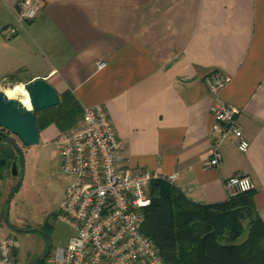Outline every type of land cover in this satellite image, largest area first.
I'll return each mask as SVG.
<instances>
[{
    "label": "crops",
    "instance_id": "0c3cea01",
    "mask_svg": "<svg viewBox=\"0 0 264 264\" xmlns=\"http://www.w3.org/2000/svg\"><path fill=\"white\" fill-rule=\"evenodd\" d=\"M20 1L0 0V86L49 81L68 108L66 132L81 126L87 106L103 104L126 163L176 175L172 183L198 203L225 202V181L249 176L264 223V0H43L31 21H20ZM10 26L19 32L4 40ZM214 72L227 78L216 96L207 83ZM217 99L241 110L250 146L223 140L220 165L206 168ZM47 117L41 128L56 139L60 128Z\"/></svg>",
    "mask_w": 264,
    "mask_h": 264
},
{
    "label": "built area",
    "instance_id": "2783aa9c",
    "mask_svg": "<svg viewBox=\"0 0 264 264\" xmlns=\"http://www.w3.org/2000/svg\"><path fill=\"white\" fill-rule=\"evenodd\" d=\"M42 4L43 0H21L20 21L34 20ZM5 32L10 40L19 28L10 26ZM106 66L105 61L98 62L101 69ZM207 83L216 96L227 78L214 72ZM211 112L212 131L218 138L212 155L203 160L206 168L220 165L223 140L234 138L241 151L250 146L238 123V107L217 99ZM55 143L62 170L71 177L58 220L70 223L76 234L65 248L47 256V264H169L142 226L145 208L152 203L150 184L157 179L173 182L176 175L136 171L128 165L123 155L127 144L118 136L103 104L87 106L81 126L60 134ZM225 189L229 199L252 191L254 184L247 175H235L225 181ZM4 230L0 211V264H18L16 252L21 242L4 235Z\"/></svg>",
    "mask_w": 264,
    "mask_h": 264
},
{
    "label": "trees",
    "instance_id": "16d2710c",
    "mask_svg": "<svg viewBox=\"0 0 264 264\" xmlns=\"http://www.w3.org/2000/svg\"><path fill=\"white\" fill-rule=\"evenodd\" d=\"M52 110L48 121L58 125L68 115L62 102ZM150 195L142 230L169 264H264V223L253 190L222 203L202 204L172 182L157 179L150 184ZM247 219H252L249 235L240 241Z\"/></svg>",
    "mask_w": 264,
    "mask_h": 264
},
{
    "label": "rangeland",
    "instance_id": "374dc122",
    "mask_svg": "<svg viewBox=\"0 0 264 264\" xmlns=\"http://www.w3.org/2000/svg\"><path fill=\"white\" fill-rule=\"evenodd\" d=\"M5 20L6 16L0 14V29ZM5 31L6 29L2 30L1 34L7 40ZM16 84L22 83L10 79L4 81L0 89L4 90ZM58 127L60 130L57 128V135L68 131V115L59 122ZM52 139L55 140L53 134ZM54 140L44 149L35 147L34 155L28 162L25 181L13 197L10 212V222L24 229H41L47 234V238L37 231H16L5 222L3 234L15 236L21 242V248L16 252L18 264H32L39 252L47 250L48 241L52 248L50 253L65 248L76 234V229L70 223L58 220V214L66 199V186L71 177L62 170V157ZM6 196L4 191L0 199L4 201ZM3 208L4 204L0 201V209ZM252 219H255L254 215ZM252 219L245 221L246 230L240 241L247 239Z\"/></svg>",
    "mask_w": 264,
    "mask_h": 264
},
{
    "label": "water",
    "instance_id": "95a60500",
    "mask_svg": "<svg viewBox=\"0 0 264 264\" xmlns=\"http://www.w3.org/2000/svg\"><path fill=\"white\" fill-rule=\"evenodd\" d=\"M29 92L32 103L31 108L22 111L19 100L17 98H6L3 90L0 89V127L9 128L13 133L17 134L25 145L31 146L40 142L39 128L37 126L36 111H42L48 108L56 107L61 103L58 90L46 79L40 78L25 85ZM33 109V110H32ZM13 193L9 197L8 210L5 215V222L10 225V208ZM16 231V228H13ZM23 232L37 231L47 238V234L38 228H30L21 230ZM52 248L48 241L45 253L37 256L32 264H38L40 260H44L51 252Z\"/></svg>",
    "mask_w": 264,
    "mask_h": 264
},
{
    "label": "flooded vegetation",
    "instance_id": "af4514ba",
    "mask_svg": "<svg viewBox=\"0 0 264 264\" xmlns=\"http://www.w3.org/2000/svg\"><path fill=\"white\" fill-rule=\"evenodd\" d=\"M19 103L22 111L32 107V103L31 107L24 105L21 100H19ZM50 109L51 108L35 112L37 126L40 130V142L38 144L31 146L25 145L19 136L13 133L9 128L0 127V197L3 196L4 191L7 193L5 200H2V204H4V208L2 209L4 218L8 210L10 195L13 193L14 197V195L21 189L25 181L28 171V162L30 157L34 155L35 147L38 146L39 148L44 149L54 140L52 139V129H49L51 126L46 129H42L40 125V117L42 115L48 116L49 114L47 113H49ZM10 225L20 232L21 230H25L15 223L10 222Z\"/></svg>",
    "mask_w": 264,
    "mask_h": 264
},
{
    "label": "bare ground",
    "instance_id": "6f19581e",
    "mask_svg": "<svg viewBox=\"0 0 264 264\" xmlns=\"http://www.w3.org/2000/svg\"><path fill=\"white\" fill-rule=\"evenodd\" d=\"M4 95L8 98H21V102L27 107H31L29 92L23 84H16L3 90Z\"/></svg>",
    "mask_w": 264,
    "mask_h": 264
}]
</instances>
